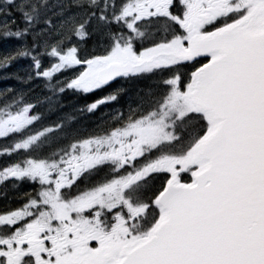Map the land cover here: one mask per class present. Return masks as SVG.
Wrapping results in <instances>:
<instances>
[{
    "label": "snow or ice",
    "instance_id": "snow-or-ice-1",
    "mask_svg": "<svg viewBox=\"0 0 264 264\" xmlns=\"http://www.w3.org/2000/svg\"><path fill=\"white\" fill-rule=\"evenodd\" d=\"M10 79L0 264H264V0H0Z\"/></svg>",
    "mask_w": 264,
    "mask_h": 264
},
{
    "label": "trees",
    "instance_id": "trees-1",
    "mask_svg": "<svg viewBox=\"0 0 264 264\" xmlns=\"http://www.w3.org/2000/svg\"><path fill=\"white\" fill-rule=\"evenodd\" d=\"M12 69L13 68H9L8 71L11 70L10 72H12V71L16 70V69H13V70ZM3 82H4L3 83V87L4 88L9 87V86L16 87V88L21 87V85L19 83H16L14 79L3 80ZM68 94H70V92ZM63 102H64L65 105L83 106L87 101H86V99H83V100L82 99H73V97H69L67 99H63ZM37 110L39 112H41V113H44V114H61V113H49V112H47L46 105H41L40 107L37 108ZM64 111H70V107H65ZM52 121H54V119ZM50 123H48V124H50ZM0 143H3V141H0ZM6 159L7 158L0 157V165H2L5 162ZM13 159H14V157H13ZM25 187H27V182H21L19 184L18 189H12L11 186L9 185V187H8V196L15 197L17 195L22 194V192H20L19 190L20 189L24 190ZM6 203H8V201H6L4 198L0 197V209H2ZM11 203H12L13 206H15L18 203H20V201H18L16 199H13L11 201Z\"/></svg>",
    "mask_w": 264,
    "mask_h": 264
},
{
    "label": "flooded vegetation",
    "instance_id": "flooded-vegetation-1",
    "mask_svg": "<svg viewBox=\"0 0 264 264\" xmlns=\"http://www.w3.org/2000/svg\"><path fill=\"white\" fill-rule=\"evenodd\" d=\"M68 97H74V96L71 94V95H68L67 98ZM84 98H86V97H84V96L75 97V99H84ZM94 98L95 97H92V99H94ZM110 106H108V107H110ZM105 111H107V109L102 107L98 112L95 113V115L84 114V115L80 116L79 124L77 126L83 130L94 129L97 122H98V118L100 117L101 113H103ZM51 115H53V114H51ZM33 187H34V185L31 184L30 182H28L27 187H25L22 192L24 193V192L30 191Z\"/></svg>",
    "mask_w": 264,
    "mask_h": 264
},
{
    "label": "rangeland",
    "instance_id": "rangeland-1",
    "mask_svg": "<svg viewBox=\"0 0 264 264\" xmlns=\"http://www.w3.org/2000/svg\"><path fill=\"white\" fill-rule=\"evenodd\" d=\"M95 37H92V38H90V39H88L87 41H86V44H85V47L86 48H91L92 47V45H93V42L95 41ZM27 62L26 61H21L19 64H17V65H15V66H13V67H15V68H19V67H22V66H24L25 64H26ZM15 68H13V69H15ZM12 69V70H13ZM11 70H9V72H10ZM64 75H70V73H65ZM1 82H3V81H1ZM126 99V98H125ZM122 101H124V100H122ZM125 102V101H124Z\"/></svg>",
    "mask_w": 264,
    "mask_h": 264
},
{
    "label": "bare ground",
    "instance_id": "bare-ground-1",
    "mask_svg": "<svg viewBox=\"0 0 264 264\" xmlns=\"http://www.w3.org/2000/svg\"><path fill=\"white\" fill-rule=\"evenodd\" d=\"M3 81V80H0V82Z\"/></svg>",
    "mask_w": 264,
    "mask_h": 264
}]
</instances>
